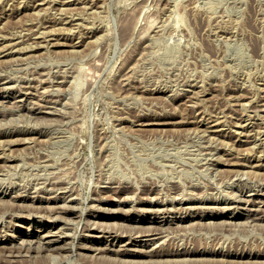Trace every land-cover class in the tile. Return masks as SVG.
Instances as JSON below:
<instances>
[{
    "label": "rangeland",
    "instance_id": "obj_1",
    "mask_svg": "<svg viewBox=\"0 0 264 264\" xmlns=\"http://www.w3.org/2000/svg\"><path fill=\"white\" fill-rule=\"evenodd\" d=\"M40 1L0 0V264H264V0Z\"/></svg>",
    "mask_w": 264,
    "mask_h": 264
},
{
    "label": "bare ground",
    "instance_id": "obj_2",
    "mask_svg": "<svg viewBox=\"0 0 264 264\" xmlns=\"http://www.w3.org/2000/svg\"><path fill=\"white\" fill-rule=\"evenodd\" d=\"M26 1H27V0H26ZM41 1H42V0H41ZM41 1H40V3H41ZM64 1H65V0H64ZM79 1H82V0H79ZM85 1L88 2V0H85ZM42 2H44V1H42ZM45 2H46V1H45ZM48 2H49V1H48ZM76 2H77V1H76ZM94 2H95V1H94ZM94 2H93V3H94ZM25 3H27V2H25ZM40 3H39V4H40ZM62 3H63V2H62ZM83 3H84V2H83ZM46 4H47V3H46ZM52 4H53V2H52ZM64 4H65V3H64ZM24 5H25V4H24ZM57 5H58V4H57ZM38 6H39V5H38ZM55 6H56V4H55ZM58 6H59V5H58ZM84 6H85V5H84ZM93 6H94V4H93ZM33 7H34V6H33ZM47 7H48V6H47ZM51 7H52V6H51ZM85 7H87V6H85ZM88 7H89V6H88ZM37 8H39V7H37ZM37 8H36V10H37ZM57 8H58V7H57ZM69 8H70V7H69ZM62 9H63V8H62ZM62 9H61V10H62ZM70 9H71V8H70ZM31 10H32V9H31ZM61 10H60V11H61ZM65 10H66V9H65ZM65 10H64V11H65ZM33 11H34V10H33ZM66 11L68 12V10H66ZM34 12H35V11H34ZM34 12H33V13H34ZM37 12H38V11H37ZM37 12H36V13H37ZM62 13H63V12H62ZM69 13H71V11H70ZM66 15H69V14L66 13ZM55 16H56V15H55ZM73 16H75V14H74ZM3 17H4V16H3ZM71 17H72V14H71ZM56 18H57V17H56ZM51 19H52V18H51ZM65 19H66V18H65ZM72 19H73V17H72ZM53 20H54V19H53ZM58 20H59V19H58ZM56 21H57V20H56ZM59 21H60V20H59ZM59 21H58V22H59ZM64 21H66V20H64ZM64 21H63V22H64ZM68 21H69V19H68ZM49 22H50V21H49ZM60 22H61V21H60ZM60 22H59V23H60ZM70 22H72V21H70ZM73 22H74V21H73ZM52 23H54V22H52ZM125 24H126V23H125ZM128 24H129V22H128ZM42 25H43V23H42ZM42 25H41V26H42ZM47 25H48V24H47ZM67 26H68V25H67ZM67 26H66V28H67ZM126 26H128V25H126ZM44 27H45V26H44ZM55 27L57 28V26H55ZM58 27H59V26H58ZM64 27H65V26H64ZM68 27H70V26H68ZM45 28H46V27H45ZM132 28H133V27H132ZM34 29H36V28H34ZM37 29H38V28H37ZM37 29H36V30H37ZM53 29H54V28H52V30H53ZM62 29H64V28H62V26H61V30H62ZM126 29H127V28H126ZM11 30H12V29H11ZM29 30H30V29H29ZM40 30H42V29H40ZM43 30H44V29H43ZM52 30H50V31H52ZM37 31H38V30H37ZM55 31H56V30H55ZM65 31H66V29H65ZM132 31H133V30H132ZM8 32H9V31H8ZM30 32H31V31H30ZM30 32H29V33H30ZM44 32H45V31H44ZM46 32H47V31H46ZM46 32H45V33H46ZM90 32H91V30H90ZM133 32H134V31H133ZM11 33H12V32H11ZM15 33H16V32H15ZM15 33H14V34H15ZM19 33H20V32H19ZM51 33H53V31H52ZM63 33H64V32H63ZM87 33H88V32H87ZM1 34H2V33H1ZM22 34H24V33H22ZM22 34H18V35H22ZM40 34H41V32H40ZM40 34H39V35H40ZM43 34H44V33H43ZM65 34H66V33H65ZM81 34H82V33H81ZM93 34H94V33H93ZM5 35H6V34H5ZM29 35H30V34H29ZM79 35H80V34H79ZM82 35H83V34H82ZM94 35H95V34H94ZM2 36H4V35L2 34ZM10 36H11V35H10ZM10 36H9V38H10ZM34 36H35V35H34ZM36 36H38V34H37ZM42 36H43V35H42ZM72 36H73V35H72ZM72 36H71V37H72ZM84 36H85V35H84ZM86 36H87V34H86ZM4 37H6V36H4ZM14 37H15V36H14ZM16 37H17V35H16ZM23 37H24V36H23ZM32 37H33V36H32ZM71 37H70V38H71ZM79 37H80V36H79ZM81 37H82V36H81ZM25 38H26V37H25ZM10 39H11V38H10ZM10 39H9V40H10ZM19 39H20V38H19ZM21 39H22V38H21ZM89 39H90V38H89ZM3 40H4V38H3ZM9 40H8V41H9ZM23 40H24V39H23ZM91 40H92V39H91ZM19 41H20V40H19ZM19 41H18V42H19ZM21 41H22V40H21ZM0 42H1V41H0ZM10 42H11V41H10ZM13 42H14V41H13ZM31 42H32V41H31ZM5 43H6V42H4V44H5ZM7 43H8V42H7ZM7 43H6V44H7ZM39 43H40V42H39ZM73 43H74V42H73ZM88 43H89V42H88ZM10 44H11V43H9V45H10ZM28 44H29V43H28ZM32 44H33V43H32ZM75 44H77V43H75ZM85 44H86V43H85ZM85 44H84V45H85ZM9 45H8V46H9ZM36 45H38L37 42H36ZM39 45H40V44H39ZM1 46H2V45H1ZM8 46H7V47H8ZM32 46H35V45L33 44ZM11 47H12V46H11ZM14 47H15V46H14ZM23 47H25V46H23ZM28 47H29V46H28ZM28 47L26 46V48H28ZM30 47H31V43H30ZM30 47H29V48H30ZM35 47H36V46H35ZM73 47H74V46H73ZM80 47H81V46H80ZM82 47H83V46H82ZM1 48H2V47H0V50H1ZM3 48H4V47H3ZM33 48H34V47H33ZM5 49H7V48H5ZM19 49H25V48H22V47L20 48V47H19ZM30 49H31V48H30ZM3 50H4V49H3ZM9 50L11 51V49H9ZM31 50H32V49H31ZM71 50H72V49H71ZM71 50H70V51H71ZM77 50H78V49H76V51H77ZM79 50H81V49H79ZM20 51H21V50H20ZM72 51L74 52L75 49L72 50ZM17 52H18V51H17ZM25 52H26V51H25ZM77 52H78V51H77ZM3 53H4V52H3ZM12 53H13V52H12ZM18 53H19V52H18ZM1 54H2V52H1ZM15 54H16V52H15ZM16 55H17V54H16ZM16 55H15L14 57H16ZM18 56H19V54H18ZM18 56H17V57H18ZM26 56H27V55H26ZM4 57H5V56H4ZM1 58H2V57H1ZM12 58H13V57H12ZM12 58H11V59H12ZM19 58H20V57H19ZM8 59H9V58H8ZM20 59H21V58H20ZM25 59H27V58H25ZM13 60H14V58H13ZM13 60H12V61H13ZM10 61H11V60H10ZM16 61H17V60H16ZM22 61H24V59H23ZM3 62H4V60H3ZM26 62H27V61H26ZM28 62H29V61H28ZM6 63H7V60H6ZM15 63H17V62H15ZM15 63H14V64H15ZM24 63H25V61H24ZM21 64H22V63H21ZM11 65H12V63H11ZM15 65H16V64H15ZM1 69H2V67H1ZM5 69H6V68H5ZM42 72H43V71H42ZM44 72H46V71H44ZM1 73H2V72H1ZM5 73H6V72H5ZM40 73H41V72H40ZM3 74H4V73H3ZM34 74H36V73H34ZM34 74H33V75H34ZM8 75H9V74H8ZM10 75H11V74H10ZM10 75H9V77H10ZM38 75H39V74H38ZM5 76H7V75L5 74ZM39 76H40V75H39ZM44 76H45V75H44ZM62 76H63V75H62ZM1 77H2V76H1ZM9 77H7V78H9ZM21 77H22V76H21ZM26 77H27V76H26ZM37 77H38V76H37ZM17 78H18V77H17ZM27 78H28V77H27ZM31 78H32V74H31ZM34 78H35V77H34ZM12 79H13V78H12ZM15 79H16V77H15ZM23 79H24V78H23ZM23 79H22V80H23ZM25 79H26V78H25ZM29 79H30V78H29ZM32 79H33V78H32ZM39 79H40V77H39ZM42 79L44 80V78H42ZM69 79H70V78H69ZM5 80H6V79H5ZM7 80H8V79H7ZM45 80H46V79H45ZM45 80H44V81H45ZM53 80H54V79H53ZM55 80H56V79H55ZM58 80H59V79H58ZM60 80H61V79H60ZM63 80L65 81V79H63ZM17 81H18V80H17ZM17 81H15V82L17 83ZM31 81H32V80H31ZM41 81H42V80H41ZM56 81H57V80H56ZM66 81H67V79H66ZM1 82H2V80H1ZM37 82H38V81H37ZM46 82H47V81H46ZM49 82H50V81H49ZM52 82H53V81H52ZM5 83H6V82H5ZM10 83H11V82H10ZM24 83H25V82H24ZM40 83H41V82H40ZM13 84H15V83H13ZM51 84H52V83H51ZM51 84H50V85H51ZM55 84H56V83H55ZM55 84H52V86L55 85ZM62 84H63V83H62ZM1 85H2V84H1ZM6 85H7V84H6ZM8 85H9V84H8ZM8 85H7V86H8ZM11 85H12V83H11ZM28 85H30V84H28ZM28 85H27V82H26V86H28ZM47 85H48V84H47ZM3 86H4V84H3ZM9 86H10V85H9ZM20 86H22V84H21ZM38 86H39V85H38ZM11 87H12V86H11ZM30 87H31V86H30ZM19 88H20V87H19ZM31 88H32V87H31ZM44 88H45V87H44ZM12 89H13V88H12ZM21 89H22V87H21ZM21 89H20V91H22ZM7 90H8V89H7ZM15 90H16V89H15ZM24 90H25V89H24ZM29 90H30V89H29ZM31 90H32V89H31ZM31 90H30V91H31ZM38 90H39V89H38ZM41 90H43V89H41ZM135 90H136V89H135ZM138 90H139V89H138ZM141 90H142V89H141ZM143 90H144V89H143ZM147 90H148V89H147ZM13 91H14V90H13ZM34 91H35V90H34ZM139 91H140V90H139ZM153 91H154V90H153ZM1 92H2V91H1ZM3 92H4V91H3ZM32 92H33V91H32ZM4 93H5V92H4ZM28 93H29V92H28ZM15 94H16V93H15ZM13 95H14V94H13ZM236 95H237V94H236ZM240 95H241V94H240ZM4 96H5V95H4ZM7 96H8V94H7ZM23 96H24V95H23ZM242 96L245 97L244 95H242ZM28 97H29V96H28ZM28 97H27V98H28ZM239 97H241V96H239ZM21 98H23V97H21ZM21 98H20V99H21ZM196 98H197V97H196ZM235 98H236V97H235ZM21 100H22V99H21ZM52 100L54 101V99H52ZM60 100H61V98H60ZM194 100H195V99H194ZM58 101H59V99H58ZM0 102H1V101H0ZM62 102H63V101H62ZM191 102H192V101H191ZM194 102H197V101H194ZM262 102H263V101H262ZM1 103H2V102H1ZM21 103H22V102H21ZM26 103H27V102H26ZM35 103H36V102H35ZM44 103H45V102H44ZM44 103H42V106H44V105H43ZM188 103H189V102H188ZM4 104H5V103H4ZM27 104H28V103H27ZM33 104H34V103H33ZM51 104H52V103H51ZM193 104H194V103H193ZM195 104H196V103H195ZM17 105H18V104H17ZM36 105H38V104H36ZM49 105H50V104H49ZM53 105H54V104H53ZM185 105H186V103H185ZM185 105H184V106H185ZM4 106H7V105H4ZM4 106H3V107H4ZM19 106H20V104H19ZM24 106H25V105H24ZM27 106H28V105H27ZM32 106H33V105H32ZM50 106H51V105H50ZM54 106H55V105H54ZM194 106H195V105H194ZM22 107H23V106H22ZM29 107H30V106H29ZM40 107H41V106H40ZM40 107H39V108H40ZM44 107H45V106H44ZM186 107H187V106H186ZM186 107H185L184 109H186ZM10 108H11V107H10ZM14 108H15V107H14ZM33 108H34V107H33ZM47 108H48V106H47ZM12 109H13V108H12ZM15 109H16V108H15ZM24 109H25V108H24ZM29 109H30V108H29ZM49 109H50V111H51L52 108H49ZM53 109H54V108H53ZM17 110H19V109H17ZM30 110H31V109H30ZM37 110H38V108H37ZM42 110H44V109H42ZM15 111H16V110H15ZM20 111H21V110H20ZM27 111H29V110H27ZM27 111H26V112H27ZM31 111H32V110H31ZM39 111H40V110H39ZM11 112H12V111H10V113H11ZM23 112H24V111H23ZM23 112H22V113H23ZM45 112H46V111H45ZM47 112H48V111H47ZM53 112H54V110H53ZM0 113H1V112H0ZM2 113H3V112H2ZM12 113H14V112H12ZM15 113H16V112H15ZM19 113H20V112H19ZM19 113H18V114H19ZM27 113H28V112H27ZM41 113H42V112H41ZM51 113H52V111H51ZM55 113L58 114V112H55ZM23 114H24V113H23ZM35 114H36V113H35ZM44 114H45V113H44ZM52 114H53V113H52ZM29 115H30V117H32L31 114H29ZM29 115H28V117H29ZM40 115H41V114H40ZM40 115H39V116H40ZM55 115H56V114H55ZM198 115H199V114H198ZM200 115H201V114H200ZM3 116H4V114H3ZM10 116H11V115H10ZM13 116H14V115H13ZM15 116H18V115H15ZM22 116H23V115H22ZM25 116H27L26 113H25L24 117H25ZM43 116H44V115H43ZM52 116H53V115H52ZM196 116H197V115H196ZM20 117H21V116H20ZM20 117H19V118H20ZM30 117L27 118V119H26V117H25V119H26V120H29V119L31 120ZM36 117H38V116H36ZM41 117H42V116H41ZM44 117H46V115H45ZM183 117H184V116H183ZM2 118L4 119V117H2ZM8 118H9L10 120H12L11 118H13V117L10 118V117L8 116ZM14 118H16V117H14ZM38 118L40 119V117H38ZM49 118H50V117H49ZM52 118H53V117H52ZM204 118H205V117H204ZM206 118H207V116H206ZM210 118H211V116H210ZM212 118H213V117H212ZM240 118H241V117H240ZM5 119H6V117H5ZM17 119H18V117H17ZM17 119H16V121H18ZM34 119H35V118H34ZM46 119H47V118H46ZM157 119H158V118H157ZM179 119L181 120L182 118H179ZM7 120H8V119H7ZM10 120H9V121H10ZM21 120H22V119H21ZM43 120H44V119H43ZM138 120H139V119H138ZM143 120H144V119H143ZM143 120H142V121H143ZM184 120H185V118H184ZM213 120H214V119H213ZM219 120H220V119H219ZM4 121H5V120H4ZM4 121H2V122H4ZM13 121H14V120H13ZM24 121H25V120H24ZM37 121H39V120H37ZM151 121H152V120H151ZM155 121H156V120H155ZM160 121H162V120H160ZM160 121H158V122H160ZM178 121H179V120H178ZM182 121H183V120H182ZM191 121H192V120H191ZM193 121H194V120H193ZM198 121H199V120H198ZM200 121H201V120H200ZM207 121H208V120H207ZM236 121H237V120H236ZM244 121H245V120H244ZM7 122H8V121H7ZM10 122H12V121H10ZM14 122H15V121H14ZM40 122H41V121H40ZM136 122H137V121H136ZM145 122H147V121H145ZM153 122H154V120H153ZM170 122H171V121H170ZM174 122H175V120H174ZM174 122H173V124H174ZM179 122H180V121H179ZM195 122H196V121H195ZM209 122H210V121H209ZM212 122H213V121H212ZM12 123H13V122H12ZM15 123H16V122H15ZM15 123H14V124H15ZM19 123H20V121H19ZM147 123H148V122H147ZM154 123H155V122H154ZM156 123H157V122H156ZM168 123H169V122H168ZM188 123H189V122H188ZM192 123H194V122H192ZM203 123H204V122H203ZM219 123H220V122H219ZM235 123H236V122H235ZM238 123H239V122H238ZM238 123H237V124H238ZM1 124H2V123H1ZM4 124L6 125V121H5ZM10 124H11V123H10ZM139 124H140V122H139ZM148 124H149V123H148ZM162 124H163V123H162ZM166 124H167V123H166ZM179 124H180V123H179ZM183 124H185L184 121H183ZM208 124H209V123H208ZM211 124H212V123H211ZM256 124H257V123H256ZM2 125H3V124H2ZM8 125H9V124H8ZM11 125H12V124H11ZM15 125H16V124H15ZM17 125H18V124H17ZM175 125H177V124L175 123ZM198 125H199V124H198ZM204 125H206V124H204ZM209 125H210V124H209ZM209 125H207V126H209ZM240 125L242 126V124H240ZM243 125H244V123H243ZM253 125H254V124H253ZM6 126H7V125H6ZM9 126H10V125H9ZM12 126H13V125H12ZM216 126H217V125H216ZM235 126H236V125H235ZM33 127H34V126H33ZM139 127H140V126H139ZM244 127H245V126H244ZM28 128H29V127H28ZM250 128H251V127H250ZM252 128H253V127H252ZM255 128H256V127H255ZM32 129H34V128H32ZM208 129H209V128H208ZM6 130H7V129H6ZM17 130H18V129H17ZM30 130H31V129H30ZM34 130H35V129H34ZM248 130H249V128H248ZM1 131H2V129H1ZM3 131H4V130H3ZM24 131H25V130H24ZM24 131H23V132H24ZM213 131H214V130H213ZM238 131H239V130H238ZM259 131H261V130H259ZM259 131H257V132L259 133ZM8 132H11V131L9 130ZM14 132H15V131H14ZM21 132H22V131H21ZM241 132H242V131H241ZM244 132H245V131H244ZM248 132H249V131H248ZM5 133H7V132H5ZM27 133H28V132H27ZM28 134H29V133H28ZM244 134H245V133H244ZM238 135H239V134H238ZM248 135H249V134H248ZM254 135H255V133H254ZM5 136H6V135H5ZM33 136H34V135H33ZM256 136H257V135H256ZM27 137H29V136H27ZM30 138L34 139L33 137H30ZM35 138H36V137H35ZM248 138H249V137H248ZM256 138H257V137H256ZM4 139H5V138H2V140L0 139L1 142H2ZM7 139H8V137H7ZM17 139L20 140V138H17ZM21 139H22V138H21ZM27 139H28V138H26L25 140L27 141ZM5 140H6V139H5ZM5 140H4V142L6 143ZM11 140H12V139H11ZM22 140H23V139H22ZM9 141H10V138H9ZM14 141H17V140H14ZM245 141H246V140H245ZM12 142H13V141H12ZM18 142H19V141H18ZM24 142H25V141H24ZM16 143H17V142H16ZM2 144H3V143H2ZM10 144H12V143H10ZM10 144H9V142H8L7 145H10ZM5 146H6V144H5ZM14 147H15V146H14ZM1 148H2V147H1ZM3 148H4V147H3ZM3 148H2V149H3ZM6 148H7V147H6ZM6 148H5V149H6ZM207 148H208V147H207ZM205 149H206V148H205ZM11 150H12V148H11ZM11 150H10V153H11ZM204 151H206V150H204ZM209 151H211V150L209 149ZM1 152H2V151H1ZM6 153H8V151H7ZM12 153H13V152H12ZM263 153H264V152H263ZM1 154H2V153H1ZM8 154H9V153H8ZM206 154H207V153H206ZM209 154H211V152H210ZM209 154H208V155H209ZM208 155H207V156H208ZM263 155H264V154H263ZM2 156H3V155H2ZM5 156L8 157L9 155H8V156L5 155ZM13 156H14V154H13ZM236 156H237V155H236ZM0 157H1V156H0ZM15 157H16V156H15ZM258 157H259V156H258ZM3 158H4V157H3ZM10 158L12 159L11 155H10ZM259 158H260V157H259ZM242 159H243V158H242ZM242 159H241V160H242ZM245 159H246V158H245ZM247 159H248V158H247ZM15 160H16V159H15ZM225 160H226V159H225ZM227 160H228V159H227ZM249 160H251V159H249ZM5 161H7V160H5ZM210 161H211V160H210ZM231 161H232V160H231ZM236 161H237V160H236ZM239 161H240V160H239ZM239 161H238V162H239ZM246 161H247V160H246ZM260 161H261V160H260ZM207 162H208V161H207ZM217 162H218V161H217ZM241 162H243V161H241ZM255 162H256V161H255ZM4 163H5V162H4ZM4 163H3V164H4ZM8 163H9V162H8ZM8 163H7V164H8ZM223 163H224V161H223ZM234 163H235V162H234ZM236 163H237V162H236ZM245 163H246V162H245ZM251 163H252V162H251ZM255 164H256V163H254V167H255ZM260 164H261V163H260ZM236 165H237V164H236ZM244 165H245V164H244ZM246 165L248 166V164H246ZM251 165H252V164H251ZM6 166H7V165H6ZM10 166H11V165H10ZM12 166H13V164H12ZM233 166H234V165H233ZM258 166H259V163H258ZM258 166H257V167H258ZM260 166H261V165H260ZM262 166H263V165H262ZM250 167H252V166H250ZM0 168H1V166H0ZM4 168H5V166H4ZM6 168H9V167H6ZM237 168H239V167H237ZM243 168H244V167H243ZM258 168H259V167H258ZM260 168H261V167H260ZM240 169H241V168H240ZM248 169H249V168H248ZM248 169H247V171H248ZM251 169H253V167H252ZM251 169H250V170H251ZM226 170H227V169H226ZM244 170L246 171V169H244ZM244 170H243V171H244ZM250 170H249V171H250ZM255 170H256V169H255ZM241 171H242V170H241ZM251 171H252V170H251ZM1 172H2V171H1ZM257 172H258V171H257ZM235 173H236V172H235ZM238 173H240V172H238ZM1 174H2V173H1ZM234 177H235V175H234ZM35 182H36V181H35ZM41 182H42V180H41ZM44 182H45V181H44ZM44 182H43V183H44ZM46 183H47V182H46ZM55 183H56V182H55ZM52 184H53V183H52ZM57 184H58V183H57ZM1 185H2V184H1ZM1 185H0V186H1ZM27 185H28V184H27ZM42 185L45 186V183L42 184ZM40 186H41V184H40ZM40 186H36V187H39V189H40ZM46 186H47V185H46ZM64 186H65V185H64ZM64 186H63V187H64ZM22 187H24V186H22ZM31 187H32V186H31ZM36 187H35V188H36ZM48 187H49V186H48ZM59 187H60V186H59ZM258 187H259V186H258ZM20 188H21V187H20ZM26 188H27V187H26ZM33 188H34V187H33ZM35 188H34V189H35ZM66 188H67V187H66ZM68 188H69V187H68ZM7 189H8V188H7ZM18 189H19V188H18ZM22 189H23V188H22ZM22 189H21V190H22ZM29 189H30V188H29ZM34 189H30V190H34ZM42 189H43V188H42ZM47 189H48V188H47ZM47 189H46V190H47ZM51 189H52V188H51ZM55 189H56V188H55ZM64 189H65V188H64ZM257 189H258V188H257ZM261 189H262V188H261ZM4 190H5V189H4ZM4 190H3V191H4ZM9 190H10V189H9ZM9 190H8V191H9ZM61 190H62V189H61ZM66 190H67V189H66ZM12 191H13V190H12ZM24 191H25V189H24ZM34 191H35V190H34ZM34 191H33V192H34ZM36 191H37V190H36ZM38 191H39V190H38ZM49 191H50V190H49ZM58 191H59V188H58ZM58 191H57V192H58ZM73 191H74V190H73ZM255 191H256V190H255ZM259 191H260V190H259ZM15 192H16V190H15ZM17 192H18V191H17ZM20 192H21V191H20ZM47 192H48V191H47ZM249 192H250V191H249ZM262 192H263V191H262ZM3 193H4V192H3ZM3 193H2V194H3ZM18 193H19V192H18ZM69 193H70V192H69ZM12 194L14 195V193H12ZM20 194H21V193H20ZM27 194H28V193H27ZM38 194H39V193H38ZM55 194H56V193H55ZM65 194H66V193H65ZM246 194H248V193H246ZM251 194H252V193H251ZM9 195H10V194H9ZM13 195H12V196H13ZM53 195H54V194H53ZM53 195H52V196H53ZM62 195H63V194H62ZM67 195H68V193H67ZM75 195H76V194H75ZM242 195H243V194H242ZM256 195H257V194H256ZM12 196H11V197H12ZM21 196H22V195H21ZM35 196H36V195H35ZM72 196L75 197L74 195H72ZM72 196H71V197H72ZM248 196H249V194H248ZM11 197H10V198H11ZM30 197H31V196H30ZM49 197H50V195H49ZM62 197H63V196H62ZM71 197H69V198H71ZM256 197H257V196H256ZM10 198H8V199L10 200ZM13 198H14V197H13ZM26 198H27V197H26ZM34 198H35V197H34ZM38 198H39V197H38ZM40 198H41V197H40ZM54 198H55V197H54ZM242 198H243V199H241V200L244 201L246 197H245V198L242 197ZM249 198H250V197H249ZM252 198H253V197H252ZM252 198H251V200H253ZM259 198H260V197H259ZM4 199H5V198H4ZM48 199H49V198H48ZM64 199H65V198H64ZM152 199H153V198H152ZM154 199H155V198H154ZM183 199H184V197H183ZM189 199H190V198H189ZM189 199H188V200H189ZM202 199H203V198H202ZM212 199H213V198H212ZM226 199H227V198H226ZM2 200H3V199H2ZM5 200H6V199H5ZM16 200H17V199H16ZM34 200H35V199H34ZM34 200H32V201H34ZM51 200H52V199H51ZM62 200H63V199H62ZM65 200H66V199H65ZM76 200H77V199H76ZM155 200H156V199H155ZM197 200H198V199H197ZM228 200H229V199H228ZM231 200H232V199H231ZM239 200H240V198H239ZM249 200H250V199H249ZM258 200H259V199H258ZM10 201H11V200H10ZM12 201H13V200H12ZM12 201H11V202H12ZM25 201H26V200H25ZM35 201H36V200H35ZM67 201H68V199H67ZM157 201H160V200L157 199ZM203 201H204V200H203ZM237 201H238V200H237ZM246 201H248V200L246 199ZM14 202H15V201H14ZM62 202H63V201H62ZM62 202H61V203H62ZM65 202H66V201H65ZM224 202H225V201H224ZM244 202H245V201H244ZM254 202H256V201H254ZM257 202H259V201H257ZM260 202H261V201H260ZM0 203H1V202H0ZM9 203H10V202H9ZM16 203H17V202H16ZM29 203H30V202H29ZM31 203H34V202H31ZM54 203H55V202H54ZM61 203H60V205H61ZM68 203H69V202H68ZM151 203H152V202H151ZM211 203H212V202H211ZM215 203H216V202H215ZM236 203H237V202H236ZM239 203H240V202H239ZM69 204H70V203H69ZM71 204H73V203H71ZM97 204H98V203H97ZM173 204H174V203H173ZM180 204H181V203H180ZM180 204H179V205H180ZM189 204H190V203H189ZM261 204H262V203H261ZM8 205H9V204H8ZM15 205H16V204H15ZM30 205H31V204H30ZM38 205H39V204H37V206H38ZM60 205H58V206H60ZM62 205L64 206V203H62ZM65 205H66V203H65ZM73 205H74V204H73ZM76 205H77V204H76ZM76 205H75V206H76ZM90 205H91V204H90ZM182 205H183V204H182ZM182 205H181V207H182ZM197 205H198V204H197ZM206 205H207V204H206ZM206 205H205V208H206ZM223 205H224V204H223ZM223 205H221V206L223 207ZM228 205H229V204H228ZM234 205H236V204H234ZM244 205H245V204H244ZM246 205H247V203H246ZM253 205H254V203H253ZM257 205H258V204H257ZM263 205H264V204H263ZM4 206H7V205H5V203H4ZM4 206H3V208H4ZM21 206H23V205H21ZM49 206H52V204H51V205L49 204ZM54 206H55V205H53L52 207L54 208ZM63 206H61V207H63ZM66 206H67V205H66ZM66 206H65V208H66ZM69 206H72V205H68V207H69ZM75 206H74V207H75ZM150 206H151V205H150ZM164 206H165V205H164ZM183 206H184V205H183ZM185 206H186V205H185ZM189 206H190V205H189ZM192 206H194V205L192 204ZM210 206L212 207V205H210ZM230 206H231V205H230ZM232 206H233V205H232ZM232 206H231V208H232ZM240 206H243V205L241 204ZM258 206H259V205H258ZM11 207H12V206H11ZM17 207H18V206H17ZM30 207H31V206H29V208H30ZM35 207H36V205H35ZM55 207H56V206H55ZM68 207H67V209H68ZM74 207H73V209H74ZM76 207H77V206H76ZM76 207H75V208H76ZM79 207H80V206H79ZM83 207H84V206H83ZM88 207H89V206H88ZM99 207H100V206H99ZM153 207H154V206H153ZM156 207H157V206H156ZM166 207H167V206H166ZM166 207H165V208H166ZM172 207H173V205H172ZM172 207H169V208H172ZM194 207H195V206H194ZM194 207H193V208H194ZM196 207H197V206H196ZM200 207H201V206H200ZM225 207H226V206H225ZM251 207H252V206H251ZM256 207H257V206H256ZM20 208H21V207H20ZM27 208H28V207H27ZM38 208H39V207H38ZM41 208H43V207L41 206ZM46 208H47V207H46ZM69 208H70V207H69ZM77 208H78V207H77ZM85 208H86V207H85ZM92 208H93V206H92ZM95 208H96V206H95ZM95 208H94V209H95ZM150 208H151V207H150ZM159 208H160V207H159ZM173 208H174V207H173ZM179 208H180V207H179ZM205 208H204V209H205ZM213 208H214V207H213ZM216 208H217V207H216ZM236 208H237V207H236ZM236 208H235V209H236ZM246 208H247V207H246ZM261 208H262V207H261ZM4 209H5V208H4ZM8 209H9V208H8ZM18 209H19V208H18ZM24 209H25V208H24ZM30 209H31V208H30ZM48 209H49V208H48ZM96 209H97V208H96ZM141 209H142V208H141ZM152 209H153V208H152ZM155 209H156V208H155ZM157 209H158V208H157ZM162 209H163V208H162ZM162 209H161V210H162ZM175 209H176V208H175ZM175 209H174V211H175ZM184 209H185V208H184ZM201 209H202V208H201ZM207 209H208V208H207ZM228 209H229V208H228ZM244 209H245V208H244ZM249 209H250V208H249ZM252 209H253V208H252ZM259 209H260V208H259ZM6 210H7V209H6ZM21 210H22V209H21ZM34 210H35V209H34ZM37 210H38V209H37ZM50 210H51V209H50ZM68 210H69V209H68ZM100 210H102V209L100 208ZM116 210H117V209H115V211H116ZM146 210H147V208H146ZM148 210H150V209H148ZM181 210H182V209H181ZM197 210H198V209H197ZM199 210H200V208H199ZM202 210H203V209H202ZM213 210H214V209H213ZM213 210H211V212H212ZM216 210H217V209H216ZM223 210H224V209H223ZM225 210H226V209H225ZM4 211H5V210H4ZM29 211H30V210H29ZM39 211H40V208H39ZM57 211H58V210H57ZM117 211H119V210H117ZM129 211H130V210H129ZM158 211H159V210H158ZM162 211H163V210H162ZM170 211H172V210L170 209ZM185 211H186V210H185ZM231 211H232V210H231ZM233 211H234V210H233ZM247 211H248V210H247ZM255 211H258V210H255ZM5 212H7V211H5ZM26 212H27V211H26ZM35 212H37V211L35 210ZM44 212H46L45 208H44ZM49 212H50V211H49ZM49 212H48V213H49ZM52 212H53V211H52ZM91 212H94V211H91ZM153 212H154V211H153ZM155 212H156V211H155ZM159 212H160V211H159ZM187 212H188V211H187ZM211 212H210V214H211ZM220 212H221V211H220ZM242 212H243V211H242ZM259 212H260V211H259ZM2 213H3V212H2ZM7 213H8V212H7ZM9 213H10V211H9ZM11 213H13V212H11ZM27 213H28V212H27ZM40 213H41V212H40ZM53 213H54V212H53ZM59 213H60V212H59ZM160 213H161V212H160ZM185 213H186V212H185ZM197 213H198V211H197ZM222 213H223V212H221V214H222ZM257 213H258V212H257ZM5 214H6V213H5ZM23 214H25V212H24ZM28 214L30 215V213H28ZM31 214H33V213L31 212ZM34 214H35V213H34ZM38 214H39V212H38ZM45 214H46V213H45ZM55 214H56V213H55ZM79 214H80V210H79ZM100 214H101V213H100ZM231 214H232V213H231ZM233 214H234V213H233ZM250 214H251V213H250ZM1 215H2V214H1ZM1 215H0V217H1ZM10 215H11V214H10ZM14 215H15V214H14ZM14 215H13V216H14ZM19 215H20V214H19ZM46 215H47V214H46ZM46 215H45V216H46ZM56 215H57V214H56ZM188 215H190V214H188ZM192 215H193V214H192ZM260 215H262V213H261ZM3 216H4V215H3ZM20 216H21V215H20ZM38 216H39V215H38ZM48 216H49V215H48ZM58 216H59V215H57V217H58ZM65 216H68V215H65ZM78 216H79V215H78ZM83 216H84V215H83ZM159 216H160V215H159ZM195 216H196V215H195ZM246 216H247V215H246ZM257 216H258V215H257ZM42 217H43V216H42ZM42 217H41V219H42ZM50 217H51V216H50ZM74 217H75V216H74ZM79 217H80V216H79ZM102 217H103V216H102ZM171 217H172V215H171ZM171 217H170V218H171ZM177 217H178V216H177ZM250 217H251V216H250ZM258 217H260V216H258ZM39 218H40V217H39ZM44 218H45V217H44ZM46 218L48 219V217H46ZM51 218H52V217H51ZM54 218H55V215H54ZM61 218H64V217H61ZM67 218H68V217H67ZM183 218H184V217H183ZM183 218H182V219H183ZM223 218H224V217H223ZM245 218H246V217H245ZM41 219H40V220H41ZM56 219H57V218H56ZM56 219H54V220H56ZM70 219H71V218H70ZM89 219H90V218H89ZM106 219H107V218H106ZM150 219H152V218H150ZM186 219H187V218H186ZM186 219H185V220H186ZM189 219H190V218H189ZM197 219H198V218H197ZM197 219H196V220H197ZM199 219H200V218H199ZM199 219H198V220H199ZM241 219H242V218H241ZM247 219H249V218H247ZM260 219H261V217H260ZM63 220H64V219H63ZM68 220H69V219H68ZM93 220H94V218H93ZM93 220H91V221H93ZM95 220H96V219H95ZM134 220H135V219H134ZM207 220H208V219H207ZM212 220H213V219H212ZM217 220H218V219H217ZM223 220H225V219H223ZM223 220H222V221H223ZM237 220H238V219H237ZM243 220H244V219H243ZM243 220H242V221H243ZM65 221H66V220H65ZM91 221H90V222H91ZM98 221H99V220H98ZM104 221H105V220H104ZM109 221H110V220H109ZM145 221H146V220H145ZM186 221H187V220H186ZM194 221H195V220H194ZM200 221H201V219H200ZM205 221H206V220H205ZM205 221H204V222H205ZM225 221H226V220H225ZM228 221H229V220H228ZM230 221H231V220H230ZM240 221H241V220H240ZM240 221H239V223H240ZM246 221H247V220H246ZM246 221H244V222H246ZM249 221H250V220H249ZM3 222H4V221H3ZM55 222H56V221H55ZM61 222H62V221H61ZM69 222H70V220H69ZM90 222H89V223H90ZM95 222L97 223V221H95ZM99 222H100V221H99ZM102 222H103V221H102ZM129 222H130V221H129ZM172 222H173V221H171V223H172ZM189 222H191V220H190ZM201 222H202V221H201ZM201 222H200V223H201ZM212 222H213V221H212ZM218 222H219V221H217L216 223H218ZM237 222H238V221H237ZM247 222H248V221H247ZM251 222H253V221H251ZM260 222H261V221H260ZM260 222H259V223H260ZM50 223H51V222H50ZM89 223H88V224H89ZM109 223H112V221L109 222ZM169 223H170V222H169ZM179 223H180V222H179ZM196 223H197V221H196ZM196 223H194V225H195ZM254 223H255V221H254ZM259 223H258V224H259ZM4 224H5V223H4ZM31 224H32V223H31ZM33 224H34V223H33ZM38 224H39V223H38ZM99 224H100V223H99ZM129 224H130V223H129ZM148 224H149V223H148ZM172 224H173V223H172ZM177 224H178V223H177ZM184 224H187V223H184ZM203 224H204V223H203ZM207 224H210V222L208 221ZM211 224H212V223H211ZM231 224L233 225V223H231ZM231 224H230V225H231ZM242 224H243V223H242ZM245 224H246V223H245ZM247 224H249V223H247ZM256 224H257V223H256ZM261 224H262V222H261ZM263 224H264V223H263ZM7 225H8V224H7ZM44 225H45V223H44ZM63 225H64V224H63ZM66 225H67V224H66ZM90 225H91V224H90ZM96 225H97V224H96ZM100 225H101V224H100ZM102 225H103V224H102ZM133 225H134V224H133ZM133 225L131 224V226H133ZM144 225H145V224H144ZM151 225H152V224H151ZM168 225H170V224H168ZM178 225H179V224H178ZM182 225H183V224H182ZM182 225H181V226H182ZM187 225L190 226L191 223H190V224H187ZM214 225H215V223H214ZM217 225H218V224H217ZM220 225H221V224H220ZM230 225H229V226H230ZM235 225H236V223H235ZM237 225H238V224H237ZM61 226H62V225H61ZM67 226H68V225H67ZM93 226H95V225L93 224ZM103 226H104V225H103ZM103 226H102V228L104 229ZM105 226H106V225H105ZM109 226H110V224H109ZM158 226H159V225H158ZM158 226H157V227H158ZM166 226H167V225H166ZM185 226H186V225H185ZM223 226H224V225H223ZM238 226H239V225H238ZM240 226H241V225H240ZM2 227H3V226H2ZM40 227H43V226H40ZM58 227H59V226H58ZM63 227H64V226H63ZM65 227H66V226H65ZM99 227H100V226H99ZM106 227H108V226H106ZM110 227H111V226H110ZM140 227H141V225H140ZM150 227H151V226H150ZM157 227H156V228H157ZM231 227H232V226H231ZM260 227H261V226H260ZM102 228H100V229L102 230ZM131 228H133V227H131ZM136 228H138V227L135 226V229H136ZM147 228H148V227H147ZM151 228H152V227H151ZM162 228H163V227H162ZM8 229H9V228H8ZM10 229H11V228H10ZM63 229H65V228H63ZM95 229H96V227H95ZM112 229H113V228H112ZM158 229H159V228H158ZM167 229H168V228H167ZM169 229H170V228H169ZM6 230H7V229H6ZM58 230H59V229H58ZM108 230H109V229H108ZM140 230H141V229H140ZM163 230H166V229H163ZM163 230H162V231H163ZM2 231H3V230H2ZM4 231H5V230H4ZM53 231H55V230H53ZM67 231H68V230H67ZM67 231H66L65 233H63V234L69 235V234L67 233ZM84 231H85V230H84ZM112 231H114V229H113ZM115 231H116V230H115ZM117 231H119V230H117ZM128 231H129V230H128ZM135 231H136V230H135ZM145 231H146V230H145ZM154 231H155V230H154ZM56 232H57V231H56ZM59 232H60V231H59ZM81 232H83V231L81 230ZM108 232H109V231H108ZM121 232H122L121 234L124 233L123 231H121ZM125 232H126V231H125ZM132 232H133V231H132ZM146 232H148V231H146ZM157 232H158V231H157ZM164 232H165V231H164ZM4 233H5V232H4ZM12 233H13V232H12ZM12 233H11V234H12ZM37 233H38V232H37ZM53 233H54V232H53ZM76 233H77V232H76ZM84 233H85V232H84ZM99 233H100V232H99ZM133 233H134V232H133ZM148 233H151V232L149 231ZM165 233H166V232H165ZM9 234H10V232H9ZM40 234H41V233H40ZM44 234H46V232H45ZM50 234H51V233H50ZM58 234H59V233H58ZM60 234H61V233H60ZM63 234H62V235H63ZM115 234H117V232H116ZM161 234H162V233H161ZM161 234H160V235H161ZM13 235H14V234H13ZM37 235H38V234H37ZM37 235H36V236H37ZM42 235H43V233L41 234V237H42ZM71 235H72V234H71ZM88 235H89V234H88ZM91 235H92V234H91ZM135 235H136V234H135ZM138 235H139V234H138ZM140 235H141V233H140ZM144 235H145V233H144ZM147 235H148V234H147ZM157 235H158V234H157ZM75 236H76V235H75ZM110 236H111V235H110ZM116 236H117V235H116ZM123 236H124V235H123ZM132 236H133V235H132ZM167 236H168V235H167ZM167 236H166V237H167ZM39 237H40V236H39ZM79 237H80V236H79ZM135 237H136V236H135ZM166 237L164 236V238H162V239L165 240ZM9 238H10V237H9ZM49 238H50V237H49ZM56 238H57V236H56ZM59 238H60V237H59ZM61 238H62V237H61ZM76 238H77V237H76ZM130 238H131V237H130ZM133 238H134V237H133ZM155 238H156V237H155ZM157 238H159V237H157ZM22 239H23V238H22ZM22 239H21V241H23ZM51 239H52V238H51ZM57 239H58V238H57ZM63 239H64V238H63ZM68 239H69V238H68ZM107 239H108V238H107ZM162 239H160V240L162 241ZM26 240H27V238H26ZM52 240H53V239H52ZM58 240H59V239H58ZM127 240H128V239H127ZM160 240H158V241H160ZM164 240H163V241H164ZM19 241H20V240H19ZM33 241H34V239H33ZM35 241H37V240H35ZM38 241H39V240H38ZM49 241H50V240H49ZM49 241H48V242H49ZM71 241H72V240H71ZM104 241H105V240H104ZM129 241H130V240H129ZM158 241H157L156 243H158ZM24 242H25V240H24ZM26 242H27V241H26ZM26 242H25V243H26ZM28 242H29V239H28ZM42 242L44 243V241H42ZM118 242H119V241H118ZM121 242H122V241H121ZM164 242H166V241H164ZM7 243H8V242H7ZM13 243H14V242H13ZM13 243H11V246H12ZM16 243H17V242H16ZM21 243L23 244V242H21ZM39 243H40V242H39ZM46 243H47V242H46ZM67 243H68V241H67ZM74 243H75V242H74ZM84 243H85V242H84ZM84 243H83V244H84ZM105 243H106V242H105ZM108 243H109V242H108ZM113 243H114V242H113ZM127 243H128V242H127ZM147 243H148V242H147ZM156 243H155V246L157 245ZM160 243H161V242H160ZM162 243H163V242H162ZM14 244H15V243H14ZM32 244H33V242H32ZM41 244H42V243H41ZM72 244H73V243H72ZM122 244H123V243H122ZM158 244H159V243H158ZM165 244H166V243H165ZM3 245L5 246V244H2V246H3ZM24 245H25V244H23L22 247H23ZM30 245H31V244H30ZM35 245H36V244H35ZM35 245H34V249L38 247V246H37V245H38V242H37V245H36L37 247H35ZM45 245H46V244H45ZM55 245H56V244H55ZM57 245H58V244H57ZM61 245H62V243H61ZM63 245H64V244H63ZM74 245H75V244H74ZM91 245H92V244H91ZM125 245H126V244H125ZM145 245H146V243H145ZM162 245H163V244H162ZM4 246H3V247H4ZM7 246H8V245H7ZM9 246H10V245H9ZM14 246H17V244L14 245ZM19 246H20V245H19ZM32 246H33V245H32ZM43 246H44V245H43ZM58 246H59V245H58ZM65 246H66V245H65ZM68 246H69V245H68ZM76 246H77V245H76ZM78 246H79V245H78ZM81 246H82V244H81ZM85 246H86V245H85ZM88 246H89V244H88ZM88 246H87V247H88ZM96 246H97V245H96ZM159 246H160V245H159ZM5 247H6V246H5ZM20 247H21V246H20ZM24 247H25V246H24ZM39 247H40V244H39ZM61 247H62V246H61ZM63 247H64V246H63ZM91 247H92V246H91ZM97 247H98V246H97ZM99 247H100V246H99ZM111 247H112V246H111ZM111 247H110V248H111ZM164 247H165V246H164ZM252 247H253V246H252ZM254 247H255V246H254ZM42 248H43V247H42ZM42 248H41L40 250H42ZM47 248H48V247H47ZM47 248H46V249H47ZM52 248H53V246H52ZM76 248H77V247H76ZM76 248H75V249H76ZM114 248H115V247H114ZM159 248H160V247H159ZM238 248H239V246H238ZM238 248H237V249H238ZM243 248H244V247H243ZM250 248H251V246H250ZM250 248H249V250H250ZM257 248H258V247H257ZM260 248H261V247H260ZM3 249H4V248H3ZM29 249H31V248L29 247ZM37 249H39V248H37ZM37 249H36V250H37ZM83 249H84V248H83ZM95 249H96V248H95ZM103 249H104V248H103ZM108 249H109V248H108ZM154 249H155V247H154ZM156 249H157V248H156ZM162 249H163V248H162ZM165 249H166V248H165ZM171 249H172V248H171ZM200 249H201V248H200ZM10 250H11V249H10ZM31 250H32V249H31ZM31 250H29V252H30ZM43 250H44V249H43ZM49 250H50V249H49ZM53 250H54V249H53ZM136 250H137V249H136ZM157 250H158V249H157ZM174 250H175V249H174ZM177 250H180V249H177ZM216 250H217V249H216ZM230 250H231V249H230ZM239 250H240V249H239ZM239 250H238V251H239ZM245 250H246V249H245ZM247 250H248V249H247ZM3 251H4V250H3ZM15 251H16V250H15ZM27 251H28V250H27ZM38 251H39V250H38ZM58 251H59V250H58ZM93 251H94V250H93ZM102 251H103V250H102ZM109 251H110V250H109ZM119 251H120V250H119ZM131 251H132V250H131ZM138 251H139V250H138ZM140 251H141V250H140ZM144 251H145V250H144ZM152 251H153V250H152ZM184 251H185V250H184ZM194 251H195V250H194ZM197 251H198V250H197ZM200 251H201V250H200ZM205 251H207V250H205ZM205 251H204V252H205ZM208 251H209V250H208ZM219 251H220V250H219ZM243 251H244V250H243ZM256 251H257V250H256ZM10 252H12V251H10ZM16 252H17V251H16ZM16 252H14V253L16 254ZM39 252H40V251H39ZM46 252H47V251H46ZM80 252H81V251H79V254H80ZM95 252H96V251H95ZM113 252H114V251H113ZM116 252H118V251H116ZM123 252H124V251H123ZM173 252H174V251H173ZM186 252H187V251H186ZM209 252H210V251H209ZM222 252H223V251H222ZM226 252H228V251H226ZM226 252H225V253H226ZM232 252H233V251H232ZM248 252H249V251H248ZM1 253H2V252H1ZM6 253H7V252H6ZM26 253H28V252H25V254H26ZM47 253H48V252H47ZM84 253H85V252H83V254H84ZM130 253H131V252H130ZM166 253H167V251H166ZM174 253H176V252H174ZM174 253H171V254H174ZM177 253H178V252H177ZM236 253H237V252H236ZM261 253H262V252H261ZM3 254H4V252H3ZM11 254H12V253H11ZM28 254H29V253H28ZM81 254H82V253H81ZM100 254H101V253H100ZM103 254H105V253H103ZM109 254H110V253H109ZM115 254H116V253H115ZM117 254H118V253H117ZM132 254H133V253H132ZM145 254H146V253H145ZM186 254H187V253H186ZM188 254H189V253H188ZM211 254H212V253H211ZM223 254H224V253H223ZM230 254H231V253H230ZM237 254H238V253H237ZM241 254H242V253H241ZM248 254H249V253H248ZM257 254H258V253H256V256H257ZM91 255H92V254H91ZM97 255H98V254H97ZM106 255H107V254H106ZM159 255H160V254H159ZM176 255H177V254H176ZM178 255H179V254H178ZM200 255H201V253H200ZM212 255H213V254H212ZM227 255H228V254H227ZM250 255H251V254H250ZM5 256H6V255H5ZM9 256H10V254H9ZM29 256H30V255H29ZM85 256H86V255H85ZM114 256H115V255H113V257H114ZM116 256H117V255H116ZM153 256H154V255H153ZM166 256H167V255H166ZM181 256H182V255H181ZM185 256H186V255H185ZM191 256H192V255H191ZM197 256H198V255H197ZM205 256H206V255H205ZM217 256H218V255H217ZM221 256H222V255H221ZM223 256H224V255H223ZM30 257H31V256H30ZM109 257H110V256H109ZM164 257H165V256H164ZM164 257H163V258H164ZM182 257H183V256H182ZM188 257H189V256H188ZM192 257H193V256H192ZM194 257H195V256H194ZM201 257H203V256L201 255ZM208 257H210V256H208ZM225 257H226V256H225ZM232 257H233V256H232ZM11 258H12V257H11ZM13 258H14V257H13ZM118 258H119V257H118ZM120 258H121V257H120ZM120 258H119V259H120ZM153 258H154V257H153ZM153 258H152V259H153ZM168 258H169V256L167 257V259H168ZM171 258H172V257H171ZM171 258H169V259H171ZM179 258H180V257H179ZM179 258H178V259H179ZM190 258H191V257H190ZM198 258L200 259V257H198ZM223 258H224V257H223ZM115 259H116V257H115ZM123 259H125V258H123ZM123 259H122V260H123ZM152 259H151V260H152ZM157 259H158V258H156V260H157ZM160 259H161V258H160ZM160 259H158V260H160ZM165 259H166V258H165ZM183 259H184V257H183ZM183 259H182V261H183ZM188 259H189V258H188ZM188 259H186V260H188ZM192 259H193V258H192ZM208 259H209V258H208ZM210 259H211V258H210ZM214 259H216V258H214ZM226 259H228V258H226ZM226 259H225V260H226ZM232 259H234V258H232ZM232 259H230V260H232ZM255 259H256V258H255ZM162 260H163V259H162ZM162 260H160V261H162ZM175 260L177 261V259H175ZM180 260H181V259H180ZM180 260H179V262H181ZM189 260H190V259H189ZM202 260H203V259H202ZM211 260H212V259H211ZM216 260H219V257H218V259H216ZM220 260H221V262H222V258H221V257H220ZM240 260H243V259H240V258H239V261H240ZM246 260L248 261V259H246ZM246 260H245V261H246ZM256 260H257V259H256ZM13 261H15V260H13ZM125 261H126V260H125ZM129 261H130V260H127V263H128ZM131 261H132V260H131ZM152 261H154V260H152ZM165 261H166V260H165ZM165 261H164V262H165ZM170 261H171V260H170ZM195 261H196V260H195ZM237 261H238V259H237ZM135 262H136V261H135ZM142 262H143V261H142ZM142 262H141V264H142ZM150 262H151V261H150ZM156 262H157V261H156ZM168 262H169V261H168ZM213 262H214V260H213ZM217 262H218V261H217ZM231 262H232V261H231ZM248 262H249V261H248ZM254 262H256V261H254ZM254 262H253V263H254ZM10 263H11V262H10ZM130 263H131V262H130ZM146 263H147V262H146ZM154 263H155V262H154ZM161 263H162V262H161ZM209 263H211V261H209ZM236 263H237V262H236ZM243 263H245V262H243ZM120 264H121V263H120ZM131 264H132V263H131ZM155 264H156V263H155ZM159 264H160V263H159ZM241 264H242V261H241ZM249 264H250V263H249Z\"/></svg>",
    "mask_w": 264,
    "mask_h": 264
}]
</instances>
